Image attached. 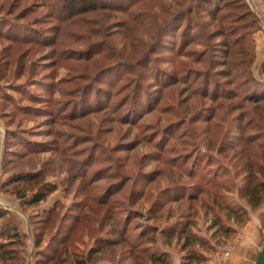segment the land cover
<instances>
[{"label": "rangeland", "instance_id": "obj_1", "mask_svg": "<svg viewBox=\"0 0 264 264\" xmlns=\"http://www.w3.org/2000/svg\"><path fill=\"white\" fill-rule=\"evenodd\" d=\"M113 4L0 0V231L23 233L0 232V264H158L153 250L179 264L182 228L214 247L193 245L201 264H231L240 244L253 264L264 201L242 190L264 180V101L250 98L264 0ZM20 171L38 176L7 182ZM42 182L56 189L36 205L14 192Z\"/></svg>", "mask_w": 264, "mask_h": 264}, {"label": "trees", "instance_id": "obj_2", "mask_svg": "<svg viewBox=\"0 0 264 264\" xmlns=\"http://www.w3.org/2000/svg\"><path fill=\"white\" fill-rule=\"evenodd\" d=\"M82 1V12H87L89 10H92L99 5L106 4L108 0H81ZM140 0H111V3H114L113 5L116 8H123L124 5L127 4V6H130L131 3H137ZM215 1V0H213ZM218 1V0H217ZM59 2V0H58ZM220 2V1H219ZM226 50H228L229 45L225 47ZM258 82H255L256 85L253 87V91L250 94V98L253 100V103L257 106L256 108L260 109L263 108L261 106V102L264 101V80H257ZM262 159L264 160V157L262 156ZM263 168L262 166H259ZM38 176V172L34 173L31 171H20L15 172L11 175V177L8 179V183L16 184L19 181H26L29 179L36 178ZM17 186V185H15ZM56 189V184L52 182H42L39 184L38 188L35 190L34 193H32L30 196H26L25 191L16 187L14 189V192L17 197H19L23 204L32 206L36 205L39 202L46 199L49 193L54 191ZM242 196L246 197L247 201L251 204L252 208L259 207L262 202L264 201V180H258L255 181L253 184H245L242 190ZM241 211H237L233 207H231V212L237 214V216H240L244 213H246V210L242 207ZM243 212V213H242ZM6 215V211L2 208H0V218L2 216ZM11 229V233L9 234L12 239L19 240L20 236H22L23 233L20 232L19 229L16 228V225L13 223L6 222L4 228L2 229V234L7 233ZM183 229V228H182ZM178 230L176 232L171 233L173 235L177 236H184V239L181 243V249L184 252L181 256L179 264H201L207 259V256L205 254V251L214 250V247L207 243L206 239L199 237L195 235L192 232L185 230ZM157 229L153 228L149 233L146 234H140L139 237L141 241L148 242L145 244H152L155 242L153 232H155ZM234 231V228L229 225H218V227L215 229V233H220L221 235H229L231 232ZM111 236H118L120 233H122V229H120V233H117L114 229L111 231ZM116 232V233H115ZM142 244L140 245L143 250H148V245ZM194 244H198L201 246L203 250H197L193 248ZM7 251H10V246L7 245L4 248L1 249L2 253H5ZM150 259L152 260V263L157 262L158 264H168L167 257L165 254L161 255L159 253H155V250L152 251V255H150ZM44 261L43 257H38L36 259L35 264H42ZM76 264H88V262L83 258H78L75 260ZM63 264V263H62Z\"/></svg>", "mask_w": 264, "mask_h": 264}, {"label": "crops", "instance_id": "obj_3", "mask_svg": "<svg viewBox=\"0 0 264 264\" xmlns=\"http://www.w3.org/2000/svg\"><path fill=\"white\" fill-rule=\"evenodd\" d=\"M257 220H258V223L256 225H260V223H261L260 217H258ZM256 231H257V229H256ZM257 235H258L257 232H255V236L256 237H257ZM243 244H245V242ZM242 248L243 247H241V244H240V246H238V250H236V252L232 255V257L229 258L230 261H231V264H241V263H243V260H244L243 257H242L243 254H241V251H240ZM249 253L251 254L252 251L249 252Z\"/></svg>", "mask_w": 264, "mask_h": 264}, {"label": "water", "instance_id": "obj_4", "mask_svg": "<svg viewBox=\"0 0 264 264\" xmlns=\"http://www.w3.org/2000/svg\"><path fill=\"white\" fill-rule=\"evenodd\" d=\"M253 264H264V242L260 250L257 252L256 258Z\"/></svg>", "mask_w": 264, "mask_h": 264}]
</instances>
